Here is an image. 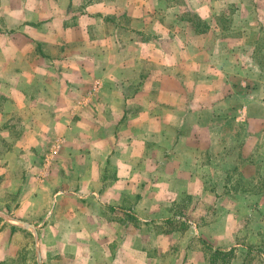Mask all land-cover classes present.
Segmentation results:
<instances>
[{"label": "rangeland", "instance_id": "obj_1", "mask_svg": "<svg viewBox=\"0 0 264 264\" xmlns=\"http://www.w3.org/2000/svg\"><path fill=\"white\" fill-rule=\"evenodd\" d=\"M17 4L0 264H124L84 239L117 224L156 264H264V0Z\"/></svg>", "mask_w": 264, "mask_h": 264}, {"label": "crops", "instance_id": "obj_2", "mask_svg": "<svg viewBox=\"0 0 264 264\" xmlns=\"http://www.w3.org/2000/svg\"><path fill=\"white\" fill-rule=\"evenodd\" d=\"M17 1L15 2V7L8 2L7 0H0V71L5 70V74H3L2 79H0V86L3 87H13V86H21L19 83V80H12L8 79L6 77L8 70H27L34 72L36 65L32 63L33 60L31 52H33L35 49L34 47L25 48L23 46H20L18 34L16 33H6L9 38L5 39L7 42H10L11 46H3V35L1 32L2 25L5 22V25L8 28H16V22L14 21V17L17 14ZM28 15V12L26 11V16ZM6 20V21H5ZM14 21V22H13ZM24 39H28V36H24ZM22 64H19V63ZM17 63L19 64L17 66ZM39 67V66H38ZM40 68V67H39ZM42 71H44L42 69ZM27 75L30 78V81H33L32 74L27 73ZM40 75V74H38ZM42 76V75H40ZM42 82L45 84V81L42 79ZM42 84V83H41ZM17 90V89H16ZM16 95L12 97V103L10 106L4 107L1 113L0 117H19L20 112L22 114V111L24 110V103L26 98H24L22 95L18 94L19 91L17 90ZM9 105V104H8ZM10 112V114H7ZM6 130H2L4 132ZM1 132V131H0ZM117 226V231L115 232V228L110 225V227H105V229L102 231V233H99V237L96 236H89L88 234H85L84 239L85 241H88V245L90 246V249L92 252H96V250L100 248L107 249L113 244L118 245V251L116 253L115 260L116 262H122V263H128V264H156L153 259L148 258V254L146 252H143L145 249L140 248L139 250H133L129 243H127L129 236L125 234V231L122 232V230L126 229V226L123 225H114ZM113 231L111 232V230ZM120 230V232H118ZM148 240V239H146ZM150 241V240H148ZM154 241V240H153ZM154 254L155 253H161V248L158 246L157 243L154 241ZM86 245V247L88 246ZM146 248V246H144ZM135 249V248H134ZM109 254V253H108ZM142 254V255H141ZM150 255L152 253H149ZM113 255H109V258L111 259ZM88 262V261H86ZM137 262V263H136ZM89 263V262H88Z\"/></svg>", "mask_w": 264, "mask_h": 264}]
</instances>
